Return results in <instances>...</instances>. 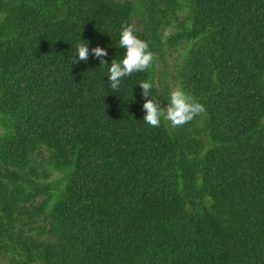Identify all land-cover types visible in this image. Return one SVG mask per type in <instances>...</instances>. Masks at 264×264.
<instances>
[{
  "label": "trees",
  "instance_id": "1",
  "mask_svg": "<svg viewBox=\"0 0 264 264\" xmlns=\"http://www.w3.org/2000/svg\"><path fill=\"white\" fill-rule=\"evenodd\" d=\"M128 24L154 61L105 90L75 44L119 59ZM167 45L204 110L149 126L137 83L166 107ZM1 259L264 264V0H0Z\"/></svg>",
  "mask_w": 264,
  "mask_h": 264
},
{
  "label": "clouds",
  "instance_id": "2",
  "mask_svg": "<svg viewBox=\"0 0 264 264\" xmlns=\"http://www.w3.org/2000/svg\"><path fill=\"white\" fill-rule=\"evenodd\" d=\"M118 46L124 49V54L119 59L107 61V47L96 45L90 48L89 41L80 40L75 44V52L71 63L87 64L89 55L99 62L100 66H107L106 87L117 90L123 78L136 72L146 71L155 58V53L150 50L149 42L140 38L132 24L122 25L119 33ZM140 87V96L144 99L142 109L143 121L149 126H159L162 120L170 122L172 126L182 125L201 112L204 108L190 93L176 88L168 94L166 107H161L159 99L153 92L154 85L150 80H141L137 83Z\"/></svg>",
  "mask_w": 264,
  "mask_h": 264
},
{
  "label": "rangeland",
  "instance_id": "3",
  "mask_svg": "<svg viewBox=\"0 0 264 264\" xmlns=\"http://www.w3.org/2000/svg\"><path fill=\"white\" fill-rule=\"evenodd\" d=\"M172 32V31H171ZM185 48L178 47L176 50L173 47L166 46L164 56L158 58L155 62V77L157 82L166 83L170 90H174L179 87L178 80L176 79L177 66L180 63ZM160 84V83H159ZM0 264H8L5 260H0Z\"/></svg>",
  "mask_w": 264,
  "mask_h": 264
}]
</instances>
